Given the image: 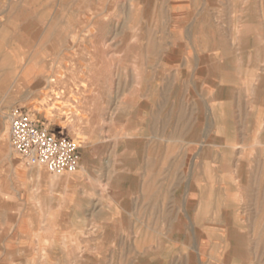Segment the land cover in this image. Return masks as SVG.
Segmentation results:
<instances>
[{
    "label": "rangeland",
    "instance_id": "obj_1",
    "mask_svg": "<svg viewBox=\"0 0 264 264\" xmlns=\"http://www.w3.org/2000/svg\"><path fill=\"white\" fill-rule=\"evenodd\" d=\"M0 264H264V0H0Z\"/></svg>",
    "mask_w": 264,
    "mask_h": 264
},
{
    "label": "built area",
    "instance_id": "obj_2",
    "mask_svg": "<svg viewBox=\"0 0 264 264\" xmlns=\"http://www.w3.org/2000/svg\"><path fill=\"white\" fill-rule=\"evenodd\" d=\"M9 146L26 166L42 167L49 174H73L80 164L79 145L70 138L56 136L20 109L7 116Z\"/></svg>",
    "mask_w": 264,
    "mask_h": 264
},
{
    "label": "crops",
    "instance_id": "obj_3",
    "mask_svg": "<svg viewBox=\"0 0 264 264\" xmlns=\"http://www.w3.org/2000/svg\"><path fill=\"white\" fill-rule=\"evenodd\" d=\"M65 107V106H64ZM47 120V119H46ZM39 126L46 128V126L44 125V123H40L39 121H35ZM48 130V128H46ZM49 131V130H48ZM52 134L56 135V136H63V137H68L65 132L63 131H58V130H54V131H49ZM55 181H52V183H54Z\"/></svg>",
    "mask_w": 264,
    "mask_h": 264
},
{
    "label": "bare ground",
    "instance_id": "obj_4",
    "mask_svg": "<svg viewBox=\"0 0 264 264\" xmlns=\"http://www.w3.org/2000/svg\"><path fill=\"white\" fill-rule=\"evenodd\" d=\"M170 26V25H169ZM21 28V27H20ZM121 40V39H120ZM210 43V42H209ZM215 46V45H214ZM6 76V75H5ZM7 77V76H6ZM204 138V137H203ZM198 140V139H197ZM220 202H221V200H220ZM214 206H215V202H214ZM215 208V207H214ZM188 220V219H187Z\"/></svg>",
    "mask_w": 264,
    "mask_h": 264
}]
</instances>
